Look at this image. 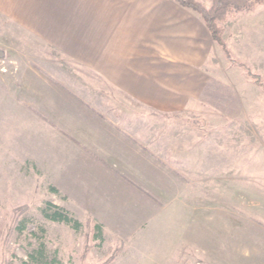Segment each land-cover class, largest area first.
I'll return each mask as SVG.
<instances>
[{
    "label": "rangeland",
    "instance_id": "obj_1",
    "mask_svg": "<svg viewBox=\"0 0 264 264\" xmlns=\"http://www.w3.org/2000/svg\"><path fill=\"white\" fill-rule=\"evenodd\" d=\"M216 24L202 95L162 112L0 12V264H264V3ZM79 117L128 119L127 156L84 149Z\"/></svg>",
    "mask_w": 264,
    "mask_h": 264
},
{
    "label": "crops",
    "instance_id": "obj_2",
    "mask_svg": "<svg viewBox=\"0 0 264 264\" xmlns=\"http://www.w3.org/2000/svg\"><path fill=\"white\" fill-rule=\"evenodd\" d=\"M0 12L14 15L64 57L91 69L109 92L142 108L184 109L209 80L204 70L214 40L200 15L174 0H0ZM73 120L75 136L88 143L84 149L127 156L128 119Z\"/></svg>",
    "mask_w": 264,
    "mask_h": 264
},
{
    "label": "trees",
    "instance_id": "obj_3",
    "mask_svg": "<svg viewBox=\"0 0 264 264\" xmlns=\"http://www.w3.org/2000/svg\"><path fill=\"white\" fill-rule=\"evenodd\" d=\"M182 6L188 7L195 12H197L205 26L210 32V35L214 41L222 44L220 38V27L216 24L217 21L223 20L228 12L233 10H248L252 7L253 4L256 3H264V0H212L211 5L207 8L204 7L197 0H174ZM43 214L48 219L58 222H64L69 224L73 228H78L80 226V222L74 216H72L67 210L60 208L58 206H54V209L49 211L44 209ZM19 226V225H18ZM23 225H20L19 228H23ZM98 229V235L101 234L100 226L96 225ZM37 254V255H36ZM42 249H38L35 253H31L30 256L34 258V262L32 264H38V260L40 256H42ZM26 264V263H23ZM53 264H59L53 259Z\"/></svg>",
    "mask_w": 264,
    "mask_h": 264
}]
</instances>
